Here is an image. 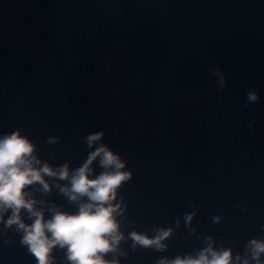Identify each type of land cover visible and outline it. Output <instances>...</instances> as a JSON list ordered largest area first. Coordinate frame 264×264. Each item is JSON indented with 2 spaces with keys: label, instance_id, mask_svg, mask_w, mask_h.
Listing matches in <instances>:
<instances>
[{
  "label": "clouds",
  "instance_id": "clouds-1",
  "mask_svg": "<svg viewBox=\"0 0 264 264\" xmlns=\"http://www.w3.org/2000/svg\"><path fill=\"white\" fill-rule=\"evenodd\" d=\"M211 75L219 77L221 89L226 86L221 68H213ZM259 101L257 91L250 88L245 107ZM255 122L249 121V127ZM104 136L101 130L84 137L88 155L73 168L71 161L54 166L42 159L38 145L20 129L0 134V239L8 232L19 235L20 245L36 264H56V250L64 252L65 264H121L120 257L129 255L122 245L129 241L132 251L166 252L175 228L156 226L151 236L135 229L127 233L122 230L127 204L120 189L133 179V173L126 170L127 161L103 142ZM47 143L59 144L60 138L50 136ZM54 190L75 211H66L63 205L42 198ZM195 216V211L184 213L190 234L195 233L191 227ZM211 219L219 223L221 218L214 215ZM179 226L177 218L175 227ZM4 242L13 244V237ZM203 243L204 247L194 253L160 256L156 264H264V238L249 239L243 253H234L232 247H217L211 235L204 237Z\"/></svg>",
  "mask_w": 264,
  "mask_h": 264
}]
</instances>
